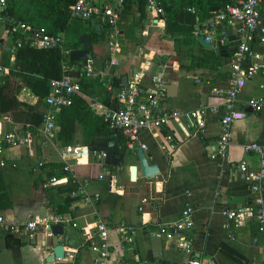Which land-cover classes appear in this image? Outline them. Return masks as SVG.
I'll return each instance as SVG.
<instances>
[{"label":"crops","instance_id":"1","mask_svg":"<svg viewBox=\"0 0 264 264\" xmlns=\"http://www.w3.org/2000/svg\"><path fill=\"white\" fill-rule=\"evenodd\" d=\"M195 10L202 20L209 16L202 9ZM192 14L190 27L194 24ZM129 15L137 16L134 10ZM258 16L264 26V0L259 2ZM189 18L183 16L182 24L187 26ZM142 20L144 22L134 28L132 42L120 45L118 30L115 50L109 45L107 33L102 40L97 36L90 38L92 66L98 69L104 62L106 76L118 78L119 87L109 89L107 95L96 94L92 85H88L81 88L78 96L94 114L101 115L104 107H113L112 99L121 87V77L128 80L139 70L144 85H149L154 77L163 83L176 82L175 94H165L162 99L165 109L188 112L209 104L216 111L206 114L202 132L189 126L188 120L182 117L178 123L170 121L163 129L171 132L173 140L165 141L158 131L141 133L140 140L146 144L142 151L159 170L151 179H145L137 166L136 149H126L107 134H94L82 142V124L76 123L70 142L63 145L53 138V133H42L41 124L29 129L35 115L42 114L46 108L43 100L31 92L29 84L19 75H2L1 82L5 83L8 93L14 95L17 104L11 111L0 113V129L28 127L31 135L27 144L0 152V161H4V166H0V264H47L45 258L51 252L50 230H45L38 222L29 237L22 225L29 219L46 217L52 225L55 222L51 219L56 216L67 220L61 223L62 234L57 236L63 245V258H55L52 264H91L89 244L96 240L97 220L108 228L106 241L112 260L120 264H183L186 254L179 249L177 239H166L153 232L159 224L175 220L184 206L190 208L193 221L192 229L185 234L194 254L205 263L263 264L264 232L258 231L252 222L234 228L222 210L250 205L255 196L236 165L243 163L249 171L258 169L259 156L245 151L243 146L263 141L264 114L251 111L246 102L250 97L264 98V73L247 79L236 95L234 108L243 110L246 116L231 124L224 158H209L208 145L217 135L218 112L222 111L226 99L223 93L216 91H224L230 85L229 64L238 37L231 27H218L210 42L211 49L199 44L203 49L194 47L189 53L175 52L171 34L164 31L163 20L147 9ZM91 25L96 31L100 29L98 23ZM0 45L1 63V50L9 45L5 32L0 34ZM249 45L264 55V42H258L255 32ZM12 59L9 53L8 61ZM9 75L19 76L20 93L10 91ZM19 97L24 100L19 101ZM110 140L112 145H107ZM67 146L81 147L84 151L75 157L68 156L71 168L63 171L65 161L61 154ZM130 166H135L133 178ZM100 173L103 176L98 179ZM52 177L57 181L50 182ZM68 178L76 186L87 180L83 188L89 194L97 193L98 200L94 204L67 201L69 194L63 186ZM260 197L264 206V189ZM55 211L59 213L55 215ZM11 226L20 228L13 231ZM120 226L134 229L131 241L123 248L115 231ZM10 239H19L20 244L9 247Z\"/></svg>","mask_w":264,"mask_h":264},{"label":"built area","instance_id":"2","mask_svg":"<svg viewBox=\"0 0 264 264\" xmlns=\"http://www.w3.org/2000/svg\"><path fill=\"white\" fill-rule=\"evenodd\" d=\"M260 0H237L235 3L225 4L222 8L212 11L207 18L200 19L199 14L194 7H186L185 10L194 13V24L191 27V35L197 38L199 35L209 42L214 38V32L218 27H231L238 37V42L232 53L229 64V82L230 85L224 91L218 90L216 93L225 95V102L222 111L218 112V132L216 137L208 145L209 158H224L230 136L231 124L244 118L246 113L243 110L234 108V102L237 93L244 85L245 81L258 73H264V55L255 52L249 45V39L256 33L258 42H264V26L260 24L258 16V5ZM122 0H74L68 9L67 24L74 19L85 21L88 19L97 20L98 23L107 25L109 28L108 36L111 49H117L116 35L118 33L117 23L120 19ZM146 9L153 12L157 19L162 21V9L155 0H146ZM0 25L5 34L8 33L12 43L8 45L9 50L13 51L16 47L30 46L35 48H53L60 47L63 41L64 32L56 34L48 33L44 27L33 28L22 21L13 20L6 12V1L0 0ZM1 49V45H0ZM62 55L66 56L68 50H61ZM109 63H112L110 59ZM107 67L98 71L92 66L91 59L82 63H61V75L58 78H50L47 82L48 90L42 100L45 110L42 112L40 131L46 135L52 134L54 129L55 113L64 106L71 104L73 97L81 92L78 80L80 78H95L107 75ZM9 72V67L0 64V78ZM141 73L136 71L132 73L130 79L126 80L124 86H121L114 94V107H104L101 112L103 120L112 131L111 138L120 135L124 139L126 149L132 151L137 148L146 149V144L140 140V134L143 132L162 133L165 141L173 140L171 132H166V126L170 121L177 122L184 117L188 120V125L194 127L200 132L204 129V118L207 113L215 112L213 105L202 104L199 107L188 111L179 112L176 110L165 109L162 105V99L165 96L163 82L158 78H153L149 85L141 83ZM1 83V79H0ZM110 89V86H106ZM246 105L256 113L264 114V98L250 97ZM30 129V128H29ZM28 127H12L10 129H0V152L4 148L25 145L29 142L31 130ZM187 135L188 133L185 132ZM248 152L259 156L258 169L256 171L247 170L243 163L236 165L246 180L249 182V188L255 194L253 202L250 205L242 207L227 208L222 210L225 218L231 222L234 228L252 222L258 231L264 232V206L260 197L264 189V137L259 143H249L243 146ZM82 152L81 147H64L62 158L65 161L63 171H70L71 163L67 162L68 156H73ZM0 166H4V161H0ZM103 171V170H102ZM102 173L98 179L102 178ZM57 179L50 178L54 183ZM87 180H83L76 188L69 192V197L73 200H79L83 204H94L98 200V194H89L83 188ZM144 201V199H142ZM49 217L37 219L32 218L24 223L23 229L29 237H32L36 223L41 222L45 230L49 231ZM67 219L56 216L51 219L52 222L62 223ZM75 225V223H72ZM193 221L190 216V208L184 206L175 220L159 224L153 234L162 235L166 239L175 237L178 241V247L186 254L183 264H214L205 263L194 254L190 239L186 232L192 229ZM20 226H11V230H19ZM94 230L96 240L91 241L89 249L92 252L91 264H120L119 261L111 259L110 245L106 241L108 228L99 220L95 222ZM120 240V247L123 248L133 237L134 229L130 226H120L115 229ZM68 255V254H66ZM141 264V262H138ZM264 264V262H263Z\"/></svg>","mask_w":264,"mask_h":264},{"label":"trees","instance_id":"3","mask_svg":"<svg viewBox=\"0 0 264 264\" xmlns=\"http://www.w3.org/2000/svg\"><path fill=\"white\" fill-rule=\"evenodd\" d=\"M6 12L13 20H19L23 23L33 27H44L50 34L64 32L63 41L60 47L53 48H35L30 46L16 47L13 51L4 48L1 50V65L8 66L9 72L19 75L21 79L29 84L31 92L38 98H43L48 90L47 82L50 78H58L61 75V63H78L75 60L69 59V51L80 47L77 36L81 33H88L90 38L95 36L102 40L105 34L109 32L107 25L98 23L100 29L98 31L92 29L90 24L92 19L80 21L74 19L67 24L68 9L74 0H5ZM157 5L162 9V20L164 21V31L171 34L172 49L175 52L189 53L194 47L203 49L197 43L195 37L191 35V23L193 22V14L185 10L186 7H194L198 10H203L207 15L212 14L208 11L210 7L217 6L222 8L225 4L235 3L237 0H155ZM132 7L136 10L137 16L129 15L132 12ZM146 0H122L120 19L117 23L119 33L117 35L118 42L121 45L124 42L134 41V28L140 26V22L145 16ZM183 16H189L188 25H183ZM177 24H182L178 26ZM72 27V33L75 36L71 41L65 38L66 32ZM89 27L91 29H89ZM86 29L90 31L86 32ZM178 32V33H177ZM177 33V34H175ZM8 44L12 43V39L8 33ZM123 37V41L122 38ZM68 50L66 56L62 55L61 50ZM10 51V52H9ZM9 53L13 55V59L9 62ZM104 63V62H103ZM101 64L98 71H102L105 67ZM96 69V68H95ZM119 79L113 76H100L92 79L80 78L78 80L80 89L88 85H92L96 94L106 93L108 95L109 89L106 86L119 87ZM109 103V102H108ZM113 107L115 106L114 98L112 99ZM17 104L14 95L8 93L5 83H0V113L11 111ZM42 114L35 115V119L31 122L29 128L40 125ZM82 124V142L87 141L94 134H107L110 136L111 130L107 123L103 120L101 115L94 114L87 103L78 95L73 97L70 105L59 108L55 113L54 129L52 131L53 138L61 141L63 145L70 142L75 124ZM166 132V130H163ZM114 139L117 143L124 144V139L118 135ZM76 188V184L67 179L63 189L70 191ZM67 201L71 198L66 197ZM66 201V202H67ZM65 206V203H63ZM65 210V207L62 209ZM55 215L58 213L55 211ZM7 242L9 247H16L20 244L19 239ZM9 240V241H10Z\"/></svg>","mask_w":264,"mask_h":264},{"label":"water","instance_id":"4","mask_svg":"<svg viewBox=\"0 0 264 264\" xmlns=\"http://www.w3.org/2000/svg\"><path fill=\"white\" fill-rule=\"evenodd\" d=\"M218 9L217 6L210 7L209 11H216ZM90 24H93V21H90ZM95 29H98V25H95ZM198 44H200L202 47L211 49L212 44L203 38V36L199 35L196 38ZM80 47L78 49H74L69 51V59L75 60V61H81L82 64L86 63V60L90 58V37L88 34H80L78 35L77 39ZM8 50V47L6 48ZM125 76L121 77V86H124L126 83ZM176 82L170 81L169 83H163V88L165 89V94L167 96H172L175 94L176 90ZM113 141H108L107 145H112ZM84 151V149H82ZM136 157H137V166L139 169V172L142 177L145 179H151L153 176L158 174L159 170L156 166V164L153 161H148L143 153V151L140 148L136 149ZM129 173L130 177L133 178L135 175V166L129 167ZM50 230V243H51V252L49 255L45 258V262L47 264H52L53 260L55 258H63L64 249L63 245L58 242L57 236L62 234V224L54 223L52 225H49Z\"/></svg>","mask_w":264,"mask_h":264},{"label":"rangeland","instance_id":"5","mask_svg":"<svg viewBox=\"0 0 264 264\" xmlns=\"http://www.w3.org/2000/svg\"><path fill=\"white\" fill-rule=\"evenodd\" d=\"M131 10H134V14L137 15V12L136 10L132 7ZM136 18V16L134 17ZM144 22V20H142V22H140L141 24ZM140 24V25H141ZM138 28V26H137ZM72 27H70L68 29V31L66 32V35H65V38L67 39V41H71L73 38H74V32L72 33ZM0 34L1 35H4V29L2 28V26L0 25ZM138 39V38H137ZM140 41V40H138ZM7 82H8V85H9V89L10 91L13 93H20V88L18 89V86H19V76H15V75H9V77L7 78ZM24 100L23 98L19 97V101H22Z\"/></svg>","mask_w":264,"mask_h":264}]
</instances>
